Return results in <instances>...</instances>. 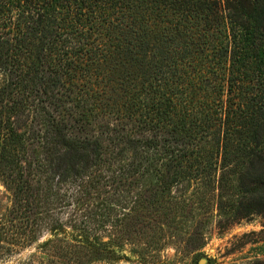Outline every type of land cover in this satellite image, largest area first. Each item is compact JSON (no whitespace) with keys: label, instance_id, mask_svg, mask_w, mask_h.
Segmentation results:
<instances>
[{"label":"trees","instance_id":"obj_1","mask_svg":"<svg viewBox=\"0 0 264 264\" xmlns=\"http://www.w3.org/2000/svg\"><path fill=\"white\" fill-rule=\"evenodd\" d=\"M0 181L47 264H150L191 192L264 214V0H0Z\"/></svg>","mask_w":264,"mask_h":264},{"label":"rangeland","instance_id":"obj_2","mask_svg":"<svg viewBox=\"0 0 264 264\" xmlns=\"http://www.w3.org/2000/svg\"><path fill=\"white\" fill-rule=\"evenodd\" d=\"M217 205L216 191L202 195L191 192L188 209L176 223L179 234L165 247L154 249L150 264H200L201 260H205L204 264H245L257 258L264 260V214L242 219L233 214H220ZM10 206V192L0 181V216ZM197 229L202 234V246L192 253L183 239ZM44 236L47 237L46 232ZM33 251L31 248L9 255L1 249L0 264H47L39 258L32 259ZM127 254L131 259L93 264H143L130 252Z\"/></svg>","mask_w":264,"mask_h":264},{"label":"water","instance_id":"obj_3","mask_svg":"<svg viewBox=\"0 0 264 264\" xmlns=\"http://www.w3.org/2000/svg\"><path fill=\"white\" fill-rule=\"evenodd\" d=\"M204 262H205V260H201V261H200V264H204Z\"/></svg>","mask_w":264,"mask_h":264}]
</instances>
